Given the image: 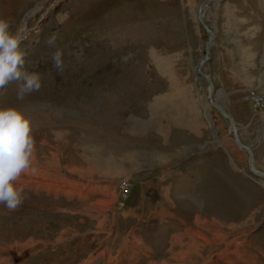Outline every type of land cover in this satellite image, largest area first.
Listing matches in <instances>:
<instances>
[{"label": "rangeland", "instance_id": "1", "mask_svg": "<svg viewBox=\"0 0 264 264\" xmlns=\"http://www.w3.org/2000/svg\"><path fill=\"white\" fill-rule=\"evenodd\" d=\"M203 2L0 0L41 74L0 90L35 142L0 264H264V177L209 102L264 173V0Z\"/></svg>", "mask_w": 264, "mask_h": 264}, {"label": "clouds", "instance_id": "2", "mask_svg": "<svg viewBox=\"0 0 264 264\" xmlns=\"http://www.w3.org/2000/svg\"><path fill=\"white\" fill-rule=\"evenodd\" d=\"M24 36L20 30L12 31L7 19L0 18V90L11 82H18L17 97L39 91L41 74L25 70L26 53L21 49ZM57 34L50 35L46 43L55 47ZM63 53L57 48L52 54L53 66L63 72ZM31 121L15 107L0 108V204L15 211L23 203V188L17 181L32 164L34 140Z\"/></svg>", "mask_w": 264, "mask_h": 264}, {"label": "bare ground", "instance_id": "3", "mask_svg": "<svg viewBox=\"0 0 264 264\" xmlns=\"http://www.w3.org/2000/svg\"><path fill=\"white\" fill-rule=\"evenodd\" d=\"M209 4L208 3H206L205 5H204V9L205 8H207L206 6H208ZM202 13V12H201ZM202 16H203V13L201 14ZM201 16V18H202V21L204 22V20H203V17ZM210 30V29H209ZM209 34L213 37V35H212V31L210 30V32H209ZM206 59H204V61H205ZM203 64V63H202ZM198 74H199V76L201 77V78H204V79H207L208 80V82L210 83V87H211V90L212 89H214V85H213V82H212V79H210V76L209 75H205L203 72H201L200 70H198ZM212 97H213V94H212V96L210 97V105H212V106H220L219 104H217V103H215V102H213V99H212ZM222 108H223V111L225 112V113H227L226 111H225V108H224V106H222ZM218 109H219V107H218ZM220 110V109H219ZM220 112H221V110H220ZM222 114H223V112H221ZM228 114V113H227ZM224 115V114H223ZM229 115V114H228ZM230 117H231V115H229ZM226 117V116H225ZM228 118V117H227ZM230 121H231V123H232V125H233V128L232 129H234L235 130V132L236 133H238L237 132V128H236V126H235V123H234V119L231 117L230 118ZM213 125H212V122H211V127H212ZM213 130H215L214 128H213ZM215 134V133H214ZM217 135L215 134V137H216ZM238 140H239V137H238ZM238 140L236 141L237 143V145H239L240 146V148L243 150V151H245V152H247L248 154H249V161H250V164H251V168H252V171L255 173V172H257L256 174H259V173H262V172H259V171H257L256 169H255V167H254V165H253V158H254V153H253V155H252V151L249 149H246L245 148V146L243 145V144H241V142H240V140H239V142H238ZM219 144H220V146H223L222 145V143L221 142H219ZM259 175H261V174H259ZM261 176H263L264 177V173H262V175Z\"/></svg>", "mask_w": 264, "mask_h": 264}, {"label": "water", "instance_id": "4", "mask_svg": "<svg viewBox=\"0 0 264 264\" xmlns=\"http://www.w3.org/2000/svg\"><path fill=\"white\" fill-rule=\"evenodd\" d=\"M207 1H209V0H204L203 3H206ZM210 1H211V0H210ZM206 30H207V32H210L209 29H206ZM210 43H211V36H209L208 43H207V46H206V53H205L203 59H205L206 56H207V54H208V49H209V44H210ZM200 64H201V63H200ZM218 107H219V109L221 110V112H223L224 116L228 117L229 119L231 118L227 113H225V112L223 111V108H222L221 105L218 106ZM234 132H235V130L233 129V130H232V135L235 137L234 139L237 141V137H236V134H235ZM245 148L249 150V148H247V147H245ZM256 173H257V172H256ZM259 174L262 175V173H259Z\"/></svg>", "mask_w": 264, "mask_h": 264}, {"label": "crops", "instance_id": "5", "mask_svg": "<svg viewBox=\"0 0 264 264\" xmlns=\"http://www.w3.org/2000/svg\"><path fill=\"white\" fill-rule=\"evenodd\" d=\"M177 127V129L176 130H182V133H184V130L186 131V132H188V130H189V128H186L185 126L183 127L182 125H177L176 126ZM190 132V131H189ZM191 133H192V131H191ZM177 136V135H176ZM150 152H147L146 154H149ZM140 154V153H139ZM132 163V164H135V161H129V163ZM237 166V165H236ZM238 167V166H237ZM239 169H241L240 167H239ZM238 168H237V170H239ZM233 171H235V170H233ZM235 172H237V171H235ZM244 178V177H243Z\"/></svg>", "mask_w": 264, "mask_h": 264}, {"label": "trees", "instance_id": "6", "mask_svg": "<svg viewBox=\"0 0 264 264\" xmlns=\"http://www.w3.org/2000/svg\"><path fill=\"white\" fill-rule=\"evenodd\" d=\"M241 141V140H240ZM242 143V142H241ZM243 144V143H242Z\"/></svg>", "mask_w": 264, "mask_h": 264}]
</instances>
